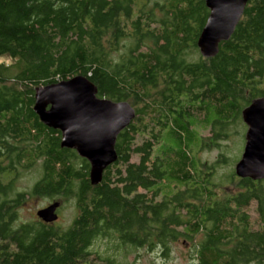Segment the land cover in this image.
Instances as JSON below:
<instances>
[{
  "label": "trees",
  "instance_id": "trees-1",
  "mask_svg": "<svg viewBox=\"0 0 264 264\" xmlns=\"http://www.w3.org/2000/svg\"><path fill=\"white\" fill-rule=\"evenodd\" d=\"M150 2L0 0V58L11 61L0 63V264H114L90 250L98 238L163 258L171 244L193 243L196 264H264V179L230 172L226 191L217 163L197 158L203 132L225 137L264 98V0H248L214 57L192 61L204 0ZM79 75L98 97L135 111L96 185L87 160L33 111L38 87ZM38 161L42 176L28 195L74 199L65 229L16 222L25 193L13 183Z\"/></svg>",
  "mask_w": 264,
  "mask_h": 264
},
{
  "label": "water",
  "instance_id": "water-1",
  "mask_svg": "<svg viewBox=\"0 0 264 264\" xmlns=\"http://www.w3.org/2000/svg\"><path fill=\"white\" fill-rule=\"evenodd\" d=\"M248 0H204L209 11L197 40L203 58L214 57L219 44L230 39ZM97 88L84 76L38 87L33 111L47 127L59 130L60 146L73 149L90 165L92 185L101 181L104 170L117 160L115 142L119 133L135 117L127 102H114L97 96ZM247 126L245 144L234 166L239 178L264 179V98L260 97L241 112ZM59 203L37 212L44 223L56 221Z\"/></svg>",
  "mask_w": 264,
  "mask_h": 264
},
{
  "label": "rangeland",
  "instance_id": "rangeland-1",
  "mask_svg": "<svg viewBox=\"0 0 264 264\" xmlns=\"http://www.w3.org/2000/svg\"><path fill=\"white\" fill-rule=\"evenodd\" d=\"M161 1V0H150ZM123 48L120 49V53ZM198 55L189 53L188 60L192 61L195 57L201 56L199 51ZM117 55L114 53V59H117ZM11 61L6 58H0V63L9 64ZM247 126L242 121V116L239 117V121L231 125L228 128V134L225 137L215 139L212 142V134L210 130L202 133L205 141L203 146L197 153V158L200 162L206 164L216 165V178L215 181L218 184H222L225 190H232L233 184L228 183V175L230 172H234V166L241 157L243 147L245 144V133ZM225 158L226 162H219L222 158ZM80 157V156H79ZM137 160V158H133ZM42 167L41 161L30 168L21 170L17 180L13 183L14 194L25 193L22 204L17 209V224L28 223L32 221L40 220L37 216V212L57 202L59 207L56 210L57 219L52 223L53 226L65 229L74 220L77 210L75 208L74 199L70 197H41L30 196L28 193L31 191L33 185L41 178ZM223 189V188H222ZM219 192V196H220ZM252 218L255 217V212L252 209L249 211ZM202 236H197L194 240H199ZM193 243H184L178 241L171 244L169 255L163 258L159 255V251H148L145 248L130 247L128 245L121 244L116 239H96L90 248L95 254L101 255L103 258H109L114 261V264H196V258L194 257V251L192 248Z\"/></svg>",
  "mask_w": 264,
  "mask_h": 264
}]
</instances>
